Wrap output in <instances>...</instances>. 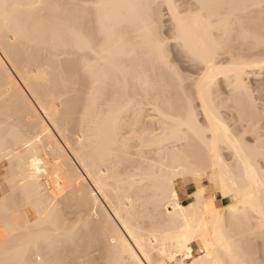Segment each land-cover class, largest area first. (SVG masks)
<instances>
[{"label":"bare ground","instance_id":"6f19581e","mask_svg":"<svg viewBox=\"0 0 264 264\" xmlns=\"http://www.w3.org/2000/svg\"><path fill=\"white\" fill-rule=\"evenodd\" d=\"M139 1L0 0V103L11 104L24 122L21 129L11 125L17 121L0 120V264H264L244 257L247 241L235 236H246L234 233L242 232L243 222L253 232L264 230V170L258 165L264 144L244 140L246 132L259 138L264 130V82L257 96L247 84L249 75L264 73V0H191L173 11L172 0H162L176 60L187 62L195 77L181 75L169 58L159 31L160 3ZM140 97L155 113L148 126L139 118ZM125 121L128 133L138 125L132 132L148 134L141 142L161 147L156 163L127 169L122 179L126 146L119 130ZM181 147L189 149L187 159L174 150ZM46 174L60 182L58 194L47 193ZM177 177L186 204L173 183ZM213 181L219 198L208 195ZM146 188L155 200L146 203L159 210L158 221L147 219L151 227L146 219V227L138 224L149 210L138 214ZM66 192L83 213L79 218L74 208L79 225L58 212L68 199L57 203L54 193Z\"/></svg>","mask_w":264,"mask_h":264},{"label":"rangeland","instance_id":"374dc122","mask_svg":"<svg viewBox=\"0 0 264 264\" xmlns=\"http://www.w3.org/2000/svg\"><path fill=\"white\" fill-rule=\"evenodd\" d=\"M143 1V0H142ZM153 1V0H152ZM155 1V0H154ZM135 3H136V1H134ZM139 2H141V0L139 1ZM138 2V3H139ZM148 2V1H147ZM156 2H158V3H160V5L158 6L157 5V9H159V18H160V26H161V30H159L160 31V34H161V39H165L164 41H166V43H165V48H166V50H167V53L169 54V58L170 59H173V58H175V60L177 59V58H179L180 59V57H178L177 55H176V48L174 47V43H173V41L170 39V36H169V30H170V19H169V14H168V10H167V6H165V4H166V2L164 1V4L163 3H161V2H163L162 0H156ZM173 2H175V5H178V7H180V6H182V7H184V9L183 8H178V9H180V10H185V8H188L189 6L187 5V4H192V3H194L193 1H191V0H172V2L171 3H173ZM189 2V3H188ZM144 3V2H143ZM149 3V2H148ZM155 2H153V5H155L154 4ZM152 4V3H151ZM174 4V3H173ZM167 5V4H166ZM193 5V4H192ZM154 7V6H153ZM154 9H156V8H154ZM157 9H156V11H157ZM157 13H158V11H157ZM158 36H159V34H158ZM175 63V66L177 67V69H178V71L180 72V74L181 75H183V76H185V77H187V76H191V77H195L196 76V74L195 73H193L194 71H192V70H189L188 69V63L187 62H179V61H175L174 62ZM247 84L250 86V88H251V90H252V92L253 93H251L253 96H257L258 95V93H257V91H256V88L259 86V85H261V84H263V82H264V73L263 74H261V75H249V77L247 78ZM220 84V83H219ZM222 84V83H221ZM220 84V85H221ZM222 86V85H221ZM137 97H139V96H137ZM138 99V98H137ZM142 98L140 97L139 99H138V101H142L141 100ZM143 103L141 104V107H142V109H143V116H141V117H139V118H142V123L144 124V125H146V126H148L147 124V121L148 120H155L156 119V117H152V116H155L154 114V112H153V110H152V107H151V105L150 104H148L150 101H147V100H143L142 101ZM255 103H258V104H262V102L261 101H259L258 99H257V101L255 102ZM2 104H4V105H2ZM8 104V103H7ZM10 104V103H9ZM146 104V105H145ZM227 104L228 105H231L232 104V101L231 100H228L227 101ZM0 105H2V106H0V110H1V112H2V114H0V120H4V123L5 122H9V124L10 123H13L14 121H17V123L15 122V124H11V125H15V126H13V127H20L21 129H22V126H24V122L23 121H20V118L18 117V115L16 114V110L13 112V110H10L11 108H13V106L10 104V106H12V107H10L9 105V109L6 107V103H0ZM143 105V106H142ZM80 106H81V104H80ZM80 106H79V108H78V112H76V113H79L80 112ZM105 107V106H104ZM144 107V108H143ZM7 109V110H5V109ZM16 108V107H15ZM76 108V109H77ZM151 108V109H150ZM152 110V111H151ZM7 111V112H6ZM223 111H226L225 109H223ZM234 112H235V110H233ZM11 112V113H10ZM75 112V111H74ZM10 113V114H9ZM16 114V115H15ZM78 114H76V116H77ZM12 116V117H11ZM73 116H74V118H77L75 115H74V113H73ZM144 116H146L145 118H144ZM10 118V119H9ZM9 119V120H8ZM130 119H131V115H130ZM22 120V119H21ZM125 120H127V122H129L130 123V125H131V122L128 120V119H125ZM141 120V119H140ZM144 121V122H143ZM1 122V121H0ZM126 122V121H125ZM127 122H126V125H125V127L124 128H121V130H119L120 131V137H121V135L123 136L122 138H124V144H125V152L126 153H124V154H120L121 155V161H120V163H119V167L120 168H118V170L119 169H121V170H123L124 172L125 171H128V172H123V171H121L120 170V172L118 173V175L122 178V176H125V175H128L127 173H129V172H131L132 170L134 171V169H135V167H137V169L139 168L140 170H142V168H143V170H144V168H145V166H147L148 164H150V163H156L157 162V160H159L160 159V156L155 152V150L157 149V148H159V146L160 145H158L156 142H148V143H145V142H141V138H143V137H147L148 136V134L146 133H142L143 135H140L139 133L140 132H137V133H135V132H132L133 130H131V128H135V131H139L140 129H138V128H136L137 126L135 125H132V126H129V133H128V128H127ZM140 122V124L141 125H143L142 123ZM149 122V121H148ZM3 123V124H4ZM128 123V124H129ZM146 123V124H145ZM3 124L1 125V126H3ZM6 125H8L7 123H5ZM17 124H19L20 126H16ZM10 125V126H11ZM141 125H139V126H141ZM134 126V127H133ZM121 127H123V125L121 126ZM142 127H144V126H142ZM7 128H8V126H7ZM74 128H76V127H74ZM73 128V129H74ZM144 128H148V127H144ZM25 129H27V128H25ZM72 129V132H74V130ZM137 129V130H136ZM24 130V129H23ZM79 131V129H78V127H77V129L75 130V131ZM142 130L143 129H141V132H142ZM118 131V132H119ZM131 131V132H130ZM145 131V130H144ZM147 131V130H146ZM145 131V132H146ZM76 133V132H75ZM130 133H132V134H130ZM259 134L258 135H260L261 137H257V135L254 133V132H246L245 134H244V140H245V142L249 145V146H252V147H257L258 145H260L261 143H263L264 144V136H262L263 134H264V130L263 129H261L259 132H258ZM69 134H71V135H68L69 136V138H70V140H71V142H73L72 140L74 139L75 140V138L78 136V134H79V132H77L76 134H74V133H69ZM73 134H74V136L75 135H77V136H73ZM141 136V137H140ZM143 136V137H142ZM139 137H140V139H139ZM258 138V141L256 140ZM144 140V139H143ZM262 144V145H263ZM20 146V145H19ZM19 146H17V148H16V150H21L22 151V148L24 149V146L23 145H21L20 147ZM23 146V147H22ZM15 146H13V148H14ZM22 147V148H21ZM161 147V146H160ZM13 148H11L10 147V149H13ZM18 148H20V149H18ZM167 149V150H166ZM164 151L167 153H165L166 155H167V158H166V160L164 159V161L165 162H167V163H169L168 162V156H170V153L173 151L172 150V147H167ZM174 150H180V151H176L177 153H179L181 156H183L184 158H186V156H185V152H188V148L186 147V148H183V147H181V148H176V149H174ZM49 154L47 151H45V153H44V151H43V154ZM48 155H44V157L46 158ZM50 158H52V157H47V160L48 159H50ZM187 159V158H186ZM188 160H190L189 158H188ZM262 161V160H261ZM6 162H8V161H5L4 159H2L1 160V165L2 164H5L6 166H7V163ZM122 163V164H121ZM124 163H126L125 165H124ZM203 163H198V162H196V163H189V162H186V163H183V165H185V166H188V167H193V168H196V169H200L203 165H202ZM262 164V165H261ZM123 165L126 167V165H131V166H127V168L125 169V168H122L123 167ZM258 165H260L262 168H263V170H264V163H258ZM122 166V167H121ZM134 166V167H133ZM132 167V168H131ZM131 168V169H130ZM2 169H3V167H2ZM127 169H129V170H131V171H129V170H127ZM139 169L138 170H135L136 172L137 171H139ZM4 170V169H3ZM122 172V174L124 173V175H122V174H120ZM141 172V171H140ZM139 172H138V176H139ZM3 175H4V172L1 170V166H0V184H1V182H2V180H3ZM132 175H134L133 173H130L129 174V176H132ZM136 175H137V173H136ZM135 176V175H134ZM140 176H141V174H140ZM128 177V176H127ZM127 177L125 178V179H127ZM133 177V176H132ZM48 178V179H47ZM48 180L49 181V183H50V189L48 190L49 192H47V193H50L52 190H54V191H52V193L53 192H55V190H56V193L57 192H59V189L61 190V184H60V182H58L57 183V181L53 178V176H48L47 174L46 175H44V176H42L41 177V183H43L44 182V180ZM122 179H124V178H122ZM141 180H142V177L140 178ZM137 180V178L135 177V181ZM141 180H140V182H141ZM177 181V182H174V181ZM55 181H56V183H55ZM138 181V180H137ZM174 181H173V183L175 184V188L177 187V191L179 192L178 194H179V197H180V201H181V203H183V204H186V203H188L189 201H190V199H188V197L186 196V194H185V192L183 191V184H182V179L180 178V177H177V178H174ZM144 182H146L145 184H147V186H148V183H147V181H146V179H145V181ZM143 182V183H144ZM179 182V183H178ZM137 183V182H136ZM142 183V182H141ZM140 184V183H139ZM144 184V185H145ZM178 184V185H177ZM138 184H136V187H138L137 186ZM141 185V186H140ZM139 186H140V188L139 189H141V187L142 186H144L143 184H140ZM193 186H194V183H193ZM144 187H146V185L144 186ZM144 187H142V188H144ZM148 188V187H147ZM144 189L143 190V194H140V195H142L141 196V198H143L144 196L143 195H146L147 196V193L149 194V192H147L146 190H148V189ZM181 188V189H180ZM206 188H207V190H208V195H209V197H211V198H219L220 197V194H219V191H218V185H217V183H216V181H213L212 183H208L207 185H206ZM138 188H136L135 190H139ZM152 190V189H151ZM150 189L148 190V191H151ZM144 191H146L147 193L145 194L144 193ZM8 190H6V191H4V194L3 195H5L6 193V196L8 195ZM135 192V191H134ZM142 192V191H141ZM153 192V191H152ZM56 193H54L53 195L55 196V198L57 199V203H59V200H63L64 199V201L65 200H67L70 196H68L67 194H69L68 192H66L63 196H61L62 195V193H64V191L61 193V197H58L59 195H57ZM131 194H133V193H131ZM136 194H138V191L136 192ZM135 194V196H138V195H136ZM151 194V193H150ZM149 194V195H150ZM153 194H154V192H153ZM57 195V196H56ZM134 195V194H133ZM148 195V196H149ZM5 196V197H6ZM67 196V197H66ZM135 196H132L134 199H136L135 198ZM144 197L143 198V200L142 199H140V197L138 196V198L141 200H139V202H138V214L139 213H141V211L143 210V207H144V210L143 211H146L147 210V205L151 202V203H153V202H155V200L154 201H152V199H154V198H152V197H154L153 195L151 196V197ZM58 197V198H57ZM65 198H67V199H65ZM152 198V199H151ZM72 198H70V199H68L67 200V202L65 203V202H63V201H61L59 204H58V206H57V209L58 208H61L60 210H62L63 211V214L65 215V217H64V215L62 214V212L58 209V212L60 211L61 212V215L64 217L63 219L66 221L67 220V218H68V220L69 221H67L66 223H69V224H71V222L73 223V220H74V224L75 225H79V223H78V217L80 216V214L82 215L83 213H79V209H78V207H76V204L74 203L75 201H69V200H71ZM73 200V199H72ZM138 200V199H137ZM146 200H148L149 201V203H146V202H148V201H146ZM228 201L227 200H222V203L223 204H226ZM64 203V204H63ZM141 203V204H140ZM143 204L144 205H146V206H143ZM156 203H154V204H151V205H153L152 207H151V205L149 206L148 205V209L151 211V212H156V210L157 211H159L158 210V208L156 209V207L154 206ZM66 205V206H65ZM64 206V207H63ZM73 207V208H72ZM67 208V209H66ZM73 210H71V209ZM74 208L78 211V213H79V215H78V213H76L75 214V212H76V210H74ZM91 209V208H90ZM160 210H162L161 208H159ZM19 210V209H18ZM17 210V211H18ZM149 210H147L146 212H143V213H141V214H144V218L141 216V217H139V219L141 220H139L138 221V224L139 223H141L142 225H144L145 226V224L147 223H149V226L151 225L150 224V222H148V218L150 219H154V217L155 216H157L156 214L158 213V212H156V213H150V211ZM67 211V212H66ZM59 212V213H60ZM74 212V213H73ZM17 213V212H16ZM20 213V212H19ZM67 213L69 214V215H67ZM75 215V216H73V214ZM92 213V211H90L89 212V214H91ZM148 213H150V214H148ZM15 214V213H14ZM18 214V213H17ZM71 215L73 216V217H71ZM76 215H78V217L76 218ZM85 215V214H84ZM140 215V214H139ZM145 215H146V217H145ZM152 216V217H147V216ZM17 216H19V215H17ZM68 216V217H67ZM83 216V215H82ZM90 216H92V214L90 215ZM67 217V218H66ZM74 217L76 218V220H77V222H75V219H74ZM81 217V216H80ZM79 217V218H80ZM138 217V216H137ZM72 218H73V220H72ZM156 219H154V220H157V217H155ZM142 219H146V220H142ZM150 219V220H151ZM71 220V221H70ZM138 220V219H137ZM153 220V221H154ZM64 221V222H65ZM142 221H146V223H142ZM152 221V220H151ZM158 221V220H157ZM80 222V221H79ZM156 221H154V223H155ZM77 223V224H76ZM81 223V222H80ZM153 223V222H152ZM252 223H254V220H252ZM69 224H65V226H69ZM73 224V225H74ZM242 224H245V225H241V227H239V228H242L243 227V229L242 230H239V231H242L243 232V230H245L243 233L242 232H238L237 231V228H236V232H234V233H236L237 235L239 234V235H242V236H246V237H243V238H245V239H247V238H249V239H247V240H243V238L241 239L240 238V236L238 237L239 238V240H238V238H237V236H235V238H236V240H237V242H239V243H241V244H244L243 242L245 241H247L246 243H245V245H246V247H249L248 249L249 250H247V248L243 245V247H242V245L241 244H239V246L240 247H242V251H243V253H244V257L247 259V258H254V259H251L252 261L254 260V261H258L259 262V260H260V262H263L264 263V258H262L263 257V255H264V230L263 229H259V228H255V232L258 234V237H257V234L255 233V232H253L254 231V227L253 226H251V228H250V226L248 227L247 226V223L246 222H243ZM155 225H156V223H155ZM252 225V224H251ZM149 226H147V227H149ZM152 226H154L153 224H152ZM71 227V226H70ZM77 228H79V226H76ZM146 227V226H145ZM151 227V226H150ZM244 227H246V228H248V230L249 231H247L246 229H244ZM238 228V229H239ZM257 230L259 231V232H257ZM238 232V233H237ZM247 232H249V233H247ZM242 233V234H241ZM249 234V237H248V235L247 234ZM256 235H255V234ZM259 233H261V234H259ZM243 234H246V235H243ZM250 235H251V237H250ZM91 236H92V234H91ZM255 236V237H254ZM89 234H88V236H84V238H86V239H89ZM257 237V238H256ZM260 237V238H259ZM83 238V239H84ZM262 238V239H261ZM85 239V240H86ZM259 242H258V241ZM241 241V242H240ZM243 241V242H242ZM83 243V242H82ZM248 243H249V245L251 246V248H250V246H248ZM83 245V244H82ZM194 248L195 249H197V246L196 245H194ZM244 248H246V249H244ZM254 248V249H253ZM263 248V249H262ZM244 249V250H243ZM246 250V251H245ZM33 251H35V249H33ZM33 251L31 250V252L30 253H33ZM245 251V252H244ZM252 253H251V252ZM36 252V251H35ZM35 252L32 254V255H35ZM29 253V252H28ZM256 253V254H255ZM248 254V255H247ZM251 254V255H250ZM261 254V255H260ZM30 255V254H29ZM32 255H30V257H28V254H26V258H29L30 260H31V258L33 257ZM248 256V257H247ZM254 256V257H253ZM256 257V258H255ZM35 258V257H34ZM33 258V259H34ZM250 258L249 259H247V260H250ZM263 260H262V259ZM250 260V261H251ZM32 264H37V263H32Z\"/></svg>","mask_w":264,"mask_h":264},{"label":"snow or ice","instance_id":"6c2138e0","mask_svg":"<svg viewBox=\"0 0 264 264\" xmlns=\"http://www.w3.org/2000/svg\"><path fill=\"white\" fill-rule=\"evenodd\" d=\"M168 8H169V11H173L174 9L178 8V5L169 3ZM174 18L179 19V12L178 11L174 12ZM163 43H166V41H164ZM163 43L160 44L161 50H163ZM37 163L38 162H34V164H37ZM38 170L39 169L37 168V171ZM37 259H39V257H37Z\"/></svg>","mask_w":264,"mask_h":264}]
</instances>
